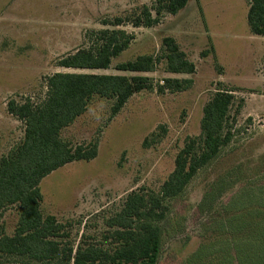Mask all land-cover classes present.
Masks as SVG:
<instances>
[{
  "label": "rangeland",
  "instance_id": "rangeland-1",
  "mask_svg": "<svg viewBox=\"0 0 264 264\" xmlns=\"http://www.w3.org/2000/svg\"><path fill=\"white\" fill-rule=\"evenodd\" d=\"M154 2L0 0V11H9L0 14V160L24 139V124L8 113V102L20 105L30 99L40 103L51 75L121 74L150 78L154 89L132 96L113 118L112 102L94 97L86 112L62 130L61 137L73 145L97 139L98 156L90 162L68 164L40 182L41 213L67 225L74 251L87 244L111 249L112 229L106 226V220L120 211L130 192H159L185 141L200 135L203 108L222 83L233 90L235 98L227 125L232 140L181 196L167 202L168 219L162 226L165 235L157 264H232L231 241L217 248L199 237L208 220L197 213L196 206L213 175L224 173L233 165L248 175L264 170V37L250 33L248 0H190L178 14L163 15L151 28L102 24ZM104 29H121L134 37L128 48L112 60L109 69L72 70L57 66L60 58L88 48L94 39L92 32ZM165 37L173 38L195 65L193 74L168 73L163 60L148 73L115 69L138 56H160ZM166 78L190 79L192 85L186 91L158 94L156 85ZM240 103L242 107L236 115ZM153 134L162 136L155 137L154 143ZM207 201L206 193L199 207L207 208ZM19 217V204L2 209L0 234L12 236ZM201 242L205 243L200 245ZM214 249L215 255L208 261ZM0 264L50 263L0 256ZM52 264L68 262L63 256Z\"/></svg>",
  "mask_w": 264,
  "mask_h": 264
},
{
  "label": "trees",
  "instance_id": "trees-1",
  "mask_svg": "<svg viewBox=\"0 0 264 264\" xmlns=\"http://www.w3.org/2000/svg\"><path fill=\"white\" fill-rule=\"evenodd\" d=\"M189 1L155 0L150 7H138L124 18L115 17L102 24L151 28L159 23L163 15L178 14ZM248 2L250 33L264 37V0ZM92 37L94 39L88 48L78 49L60 58L57 66L72 70H107L112 60L126 50L134 38L121 29L99 30L92 32ZM161 60L165 61V71L168 73L195 72V65L171 37L162 39L160 56H138L133 61L116 65L115 69L118 72L148 73L155 71ZM191 85L190 79L166 78L156 85V92H182ZM218 87L203 108L200 135L185 141L175 157L174 169L159 192H130L120 211L106 220V226L112 229L109 233L113 242L111 249L87 244L85 247L79 245L74 251L69 243L67 225L58 222L54 216L42 215L39 185L42 179L68 164L90 162L98 156L97 139L87 144L73 145L61 137L62 130L86 112L94 97L112 102L113 118L132 96L152 91L153 81L144 76L121 74L55 73L48 77L46 96L40 103L30 99L20 105L9 101L8 113L24 124V139L0 160V212L6 206L19 204L20 217L12 236L0 234V256L50 264L63 256L68 264H157L165 235L162 226L168 219L167 202L181 196L192 179L201 170L213 165L221 150L232 140L231 129L227 125L235 101L233 90L222 83ZM241 107L240 103L236 115ZM161 136L153 134L151 138L155 143L154 138L160 139ZM147 145L145 139L143 146ZM237 173H242L237 165L224 172L229 175ZM216 189L213 187L212 192L207 193V204L221 190ZM205 197L206 194L203 201ZM253 232L254 227L250 234L253 235ZM255 234L256 249L251 250L252 253L238 264H264V223L256 224ZM57 239L66 241L60 243Z\"/></svg>",
  "mask_w": 264,
  "mask_h": 264
},
{
  "label": "crops",
  "instance_id": "crops-1",
  "mask_svg": "<svg viewBox=\"0 0 264 264\" xmlns=\"http://www.w3.org/2000/svg\"><path fill=\"white\" fill-rule=\"evenodd\" d=\"M8 2L6 1V9ZM6 9L0 11V14L1 12L7 14L9 11ZM213 187L221 188L220 192L209 200L207 208H199L204 195L211 193ZM203 189L196 210L199 215L207 216L208 221L203 224L202 233L199 237L213 243V246L217 248H221L222 243L231 241L234 247L232 249L229 246L232 264H238L241 260L244 261L252 253L251 250L256 249L255 246H257L255 241L256 224L264 223V170L254 175L244 173L213 175ZM252 227H254L253 235L250 234ZM203 243L205 242H201L200 245ZM215 250L209 255L208 261L215 255Z\"/></svg>",
  "mask_w": 264,
  "mask_h": 264
}]
</instances>
